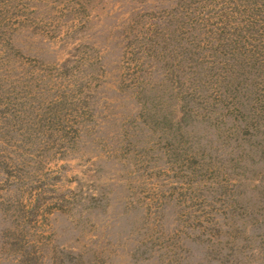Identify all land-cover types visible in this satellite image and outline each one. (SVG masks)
Wrapping results in <instances>:
<instances>
[{
  "label": "rangeland",
  "instance_id": "374dc122",
  "mask_svg": "<svg viewBox=\"0 0 264 264\" xmlns=\"http://www.w3.org/2000/svg\"><path fill=\"white\" fill-rule=\"evenodd\" d=\"M0 264H264V0H0Z\"/></svg>",
  "mask_w": 264,
  "mask_h": 264
}]
</instances>
